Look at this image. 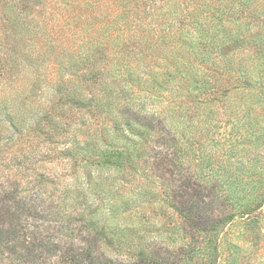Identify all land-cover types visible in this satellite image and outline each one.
Returning <instances> with one entry per match:
<instances>
[{
    "label": "trees",
    "instance_id": "obj_1",
    "mask_svg": "<svg viewBox=\"0 0 264 264\" xmlns=\"http://www.w3.org/2000/svg\"><path fill=\"white\" fill-rule=\"evenodd\" d=\"M120 1L107 42L81 56L22 54L15 29L0 31V264H45L57 249L39 236L49 228L40 211H64L61 176L47 168L56 159L76 171L186 170L165 184L187 225L185 251L169 261L136 250L129 264L237 261L243 247L224 227L233 223L249 245L264 228V0H190V10L180 0ZM29 2L0 0L24 30L35 21ZM78 182L77 173L65 193ZM44 194L41 210L30 200ZM89 215L87 236L112 243L115 230ZM103 255L71 248L54 264H125Z\"/></svg>",
    "mask_w": 264,
    "mask_h": 264
},
{
    "label": "rangeland",
    "instance_id": "obj_2",
    "mask_svg": "<svg viewBox=\"0 0 264 264\" xmlns=\"http://www.w3.org/2000/svg\"><path fill=\"white\" fill-rule=\"evenodd\" d=\"M120 2V0H30L25 16L35 21L25 30L22 26L27 21L21 19L22 22L21 20L17 22L15 7L0 4V31H5L7 27L10 30L15 29L17 35L13 33L11 38H16L22 43L23 47L20 49L22 54L33 53L59 59L81 56L91 53L97 48V44L100 46V43L107 42L104 37L108 29L107 21L116 18ZM180 3L185 10L191 9L190 0H180ZM204 3V0L193 2L200 6ZM108 11H111L112 15L106 18L105 13ZM23 89L22 86L15 84L11 92L17 96ZM72 163L73 161L67 159H56L47 163V168L51 167L62 179L61 187L56 194L58 197L61 196V202L65 203L56 208L64 210L61 211L60 218L48 215L49 208L47 211L44 210L46 203L43 197L46 194L36 200H30L38 209L44 210V213L40 211V215L45 216L44 222L40 221V225L49 226L47 229L42 228L39 236H51L58 245L50 254L51 259L45 264H54L62 250L82 247L102 252L104 258H113L116 262L125 264H129L125 260L132 256L130 252L136 250L154 251L156 255L169 261L181 256L186 248L181 236L187 225L169 206L167 201L169 190L165 184L168 183V172L173 171V176L177 180L181 174H186V170L166 165L161 171L152 172L148 166L141 164L137 171L131 168L120 171L95 169L76 171L77 166ZM76 172L79 175V182L65 193L68 183L75 181ZM94 210L101 218V224L104 223L115 230L112 243L96 238L92 232L90 236L85 233L88 229L84 223L88 217L83 219L82 214L85 212L86 216H91L89 214ZM65 222L69 224V229H59ZM108 231V234L112 235L111 230ZM222 232L227 233L226 237L232 238L233 242L239 238L238 242L243 249L237 261L233 256H229L226 261L219 260L218 264H264V228L257 227L253 243L250 245L241 241L243 237L233 223L224 227Z\"/></svg>",
    "mask_w": 264,
    "mask_h": 264
}]
</instances>
